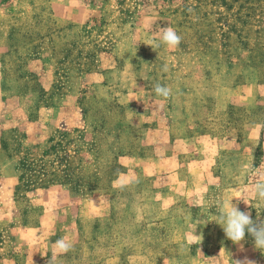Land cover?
Returning a JSON list of instances; mask_svg holds the SVG:
<instances>
[{"label":"rangeland","instance_id":"374dc122","mask_svg":"<svg viewBox=\"0 0 264 264\" xmlns=\"http://www.w3.org/2000/svg\"><path fill=\"white\" fill-rule=\"evenodd\" d=\"M169 25L174 50L157 46ZM157 84L185 117L173 145L187 121L227 158L262 122L247 176L262 170L264 0H0V264H49L63 236L73 247L54 264H264L251 237L234 244L155 186L145 160L169 152L145 146ZM213 90L238 104L217 112ZM244 206L264 220V205Z\"/></svg>","mask_w":264,"mask_h":264},{"label":"crops","instance_id":"0c3cea01","mask_svg":"<svg viewBox=\"0 0 264 264\" xmlns=\"http://www.w3.org/2000/svg\"><path fill=\"white\" fill-rule=\"evenodd\" d=\"M85 78L89 85L96 81V77L92 75ZM137 82L132 84H137ZM212 92L210 96L216 99L217 112H224L230 106L238 104L236 99H230L227 90H221L218 93L213 90ZM152 96L158 110L152 115L154 119L145 146L169 148L165 156H153L145 160L156 166L153 172V175H157L155 186L163 188L167 192V198L177 195L179 199L188 198L186 204L189 207L200 206L201 214L205 215L204 219L210 213L217 219V207L221 201H231L234 198H243L246 201L251 199L252 197L247 196L245 191L250 183V177L247 174L252 167L263 134L262 122L245 125L238 151H234L236 147H231L234 152L224 158V150L230 145L225 146L226 144L213 138H191L187 121L181 123L183 125L182 135L185 136L183 144L173 145L172 127L175 126L177 120L185 117L183 114L179 115L177 107L172 106L171 98L161 102V98L156 95ZM244 100V103L240 101L241 106H247L246 99ZM215 169H217L216 172ZM261 171H264V167ZM233 203L237 204L242 211L244 210L245 202L242 199H234Z\"/></svg>","mask_w":264,"mask_h":264},{"label":"clouds","instance_id":"9594fccd","mask_svg":"<svg viewBox=\"0 0 264 264\" xmlns=\"http://www.w3.org/2000/svg\"><path fill=\"white\" fill-rule=\"evenodd\" d=\"M157 36V46L163 45L169 50L176 49L181 43V36L178 35L171 25L160 27ZM154 92L158 98H161V102L166 101L171 96V88L160 84L155 86ZM249 179L250 183L245 189L247 196L252 197L256 203L264 205V171H261V167H257L255 175L250 176ZM125 183L126 181L123 177L114 181V184L117 186H123ZM234 199H242L247 203L246 199L243 198ZM234 199L231 201H221L218 204L216 223L223 228L226 237L234 244L242 245L246 237H251L255 249L264 253V220L257 218L254 221L249 211H242L237 204L233 203ZM197 223H200V221H197ZM72 247L73 244L67 236L56 239L51 243L49 264H54L60 256L68 253ZM29 259H33V257ZM174 260L175 258L168 259L164 257L163 264H174ZM246 264H253V262L247 261Z\"/></svg>","mask_w":264,"mask_h":264}]
</instances>
